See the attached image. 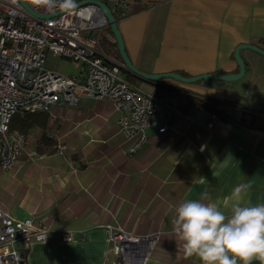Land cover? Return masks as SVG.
Masks as SVG:
<instances>
[{
	"label": "crops",
	"instance_id": "obj_1",
	"mask_svg": "<svg viewBox=\"0 0 264 264\" xmlns=\"http://www.w3.org/2000/svg\"><path fill=\"white\" fill-rule=\"evenodd\" d=\"M128 2L134 13L118 30L131 64L147 74H236L235 48L264 38L263 0ZM240 56L246 72L237 81L168 80L173 90L144 82L153 88L146 91L174 94L180 116L164 134L148 130L146 144L133 154L118 131L119 115L103 100L55 106L31 116L27 132L16 129L27 144L14 170H0V207L49 231L48 242L31 246L28 264H114L107 226L159 234L146 264H200L184 256L172 231L181 202L207 193L204 202L222 204L245 183V202L264 203V114L254 129L240 123L243 111L264 110V57L249 50ZM191 96L218 101L222 116L191 107Z\"/></svg>",
	"mask_w": 264,
	"mask_h": 264
},
{
	"label": "built area",
	"instance_id": "obj_2",
	"mask_svg": "<svg viewBox=\"0 0 264 264\" xmlns=\"http://www.w3.org/2000/svg\"><path fill=\"white\" fill-rule=\"evenodd\" d=\"M36 14L64 13L40 19L16 0H0V170L8 173L27 144L26 137L11 129L13 117L50 113L55 106L76 107L81 99L103 100L119 117V133L129 144L128 153L141 149L148 130H170L180 116L177 97L158 89L146 91L127 80L121 62L103 55L99 33L107 22L99 7L84 4L73 9L57 0L51 10L23 0ZM99 1L121 20L131 11L128 0ZM264 1V0H263ZM78 64L76 75H64L47 66L49 59ZM215 118V116H212ZM207 128H212L208 124ZM35 153L28 154V158ZM49 231L31 219L18 220L0 207V264H28L27 254L35 243H46ZM62 240H67L63 238ZM159 234L135 235L118 226H107L109 253L114 264H146Z\"/></svg>",
	"mask_w": 264,
	"mask_h": 264
},
{
	"label": "clouds",
	"instance_id": "obj_3",
	"mask_svg": "<svg viewBox=\"0 0 264 264\" xmlns=\"http://www.w3.org/2000/svg\"><path fill=\"white\" fill-rule=\"evenodd\" d=\"M57 0H32L37 8L51 10ZM61 6L75 7L74 0ZM250 185L241 183L222 204L186 199L175 208L173 234L182 242L186 258L200 264H264V203L245 202Z\"/></svg>",
	"mask_w": 264,
	"mask_h": 264
},
{
	"label": "water",
	"instance_id": "obj_4",
	"mask_svg": "<svg viewBox=\"0 0 264 264\" xmlns=\"http://www.w3.org/2000/svg\"><path fill=\"white\" fill-rule=\"evenodd\" d=\"M19 2L20 5H22V7L31 15L38 17L40 19H49L52 17H55L57 15H60L62 13H64L66 10H62L53 14H49V15H39L36 14L34 11H32V9L23 1V0H16ZM94 4L97 7L100 8L103 16L106 19L107 22V26L110 29V32L114 38V41L116 43V48L118 51V54L120 56L121 59V63L123 64L125 71L128 74L133 75L134 77H136L137 79L141 80L142 82L145 83H149V84H158V82L160 80H173L175 82L178 83H182V84H194V83H198L201 81H207V80H213V81H221V82H232V81H237L239 79H241L245 72H246V66L244 61L242 60L241 56H240V52L243 50H249L252 51L262 57H264V50L258 48L257 46L251 45V44H240L238 45L233 53V57L234 60L237 64L238 67V73L236 74H202V75H198V76H192V77H184L180 74L174 73V72H170V73H163V74H147L144 72H141L140 70H138L136 67H134L129 58L127 57L125 50H124V45H123V40H122V36L118 30V23L115 20L113 14L111 13L110 9L107 7V5H105L102 2L99 1H83L80 2L78 4L75 5V7L84 5V4ZM75 7H70L68 9H73Z\"/></svg>",
	"mask_w": 264,
	"mask_h": 264
},
{
	"label": "trees",
	"instance_id": "obj_5",
	"mask_svg": "<svg viewBox=\"0 0 264 264\" xmlns=\"http://www.w3.org/2000/svg\"><path fill=\"white\" fill-rule=\"evenodd\" d=\"M134 12L130 11L129 16L132 15ZM114 16V15H113ZM115 20L117 23L121 21L120 18H117L114 16ZM99 48L102 54H104L107 57L115 58V60L121 62L120 56L118 54L117 48H116V43L114 41V38L110 32V29L107 27L103 31L99 33ZM259 43L256 44L257 46L263 48L264 47V38L258 39ZM125 50V49H124ZM180 75L187 77V75L180 73ZM125 77L127 78L128 81L131 83H137V78L134 77L131 74H126ZM156 87L163 88V89H168V90H173L175 89L173 86H171L168 82V80H160L158 84H153ZM179 93V92H178ZM189 103L191 107H203L208 109L212 114L215 116H222V112L217 108V105L219 104L218 101L213 100L208 97H196V96H191L189 97ZM226 104H229L226 102ZM259 114H264V110H261L260 112H254V111H243L241 114V119L240 123L244 125L248 129H254L256 128V118L257 115ZM35 114H42V113H33V114H28L24 117H20L18 119H12L11 125L15 128L18 129L20 132L25 133L27 132L32 126V120L30 119L31 116ZM29 117V118H28ZM264 126V121L262 122ZM44 153V152H41ZM45 153L51 154L53 153V150L46 151Z\"/></svg>",
	"mask_w": 264,
	"mask_h": 264
},
{
	"label": "rangeland",
	"instance_id": "obj_6",
	"mask_svg": "<svg viewBox=\"0 0 264 264\" xmlns=\"http://www.w3.org/2000/svg\"><path fill=\"white\" fill-rule=\"evenodd\" d=\"M47 66L50 67L51 69L60 72L64 75H72L71 73L75 72V69L78 67V64L75 62H69L63 59H49V61L47 62ZM124 75L127 74L126 71H124L123 73ZM262 79H264V77H262ZM140 84V87L143 89H147V90H151L153 89L150 85L145 84L144 82H138ZM178 83V82H177ZM181 84V83H180ZM20 117L15 116L13 117V120L18 119ZM10 128H14L12 125H10Z\"/></svg>",
	"mask_w": 264,
	"mask_h": 264
}]
</instances>
